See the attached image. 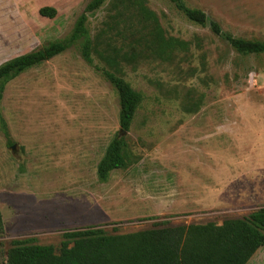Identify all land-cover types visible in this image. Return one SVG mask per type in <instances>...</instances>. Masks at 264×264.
Masks as SVG:
<instances>
[{
  "label": "rangeland",
  "instance_id": "1",
  "mask_svg": "<svg viewBox=\"0 0 264 264\" xmlns=\"http://www.w3.org/2000/svg\"><path fill=\"white\" fill-rule=\"evenodd\" d=\"M90 1L0 0V64L65 37ZM185 2L235 37L264 41V0ZM145 3L158 19L164 51L151 35V48L134 43L141 22L132 9L125 23L115 24L125 0H109L89 18L91 34L114 58L108 63L95 55V62L143 94L126 134L129 166L106 180L98 166L113 138L124 134L119 100L77 48L6 85L0 264L14 241L59 252L64 235L78 229L127 234L159 222L221 225L264 207V156L252 149L239 154L232 133L243 115H264V54L236 52L170 0ZM47 6L54 17L40 14ZM147 25L150 33L153 24ZM247 264H264V247Z\"/></svg>",
  "mask_w": 264,
  "mask_h": 264
},
{
  "label": "trees",
  "instance_id": "2",
  "mask_svg": "<svg viewBox=\"0 0 264 264\" xmlns=\"http://www.w3.org/2000/svg\"><path fill=\"white\" fill-rule=\"evenodd\" d=\"M108 1L91 0L65 37L49 41L36 50L0 64V127L7 137L9 132L1 105L6 85L22 73L41 66L73 47L112 86L118 96L119 123L124 134H117L108 145L98 166L101 180H106L112 171L129 166L126 134L131 131L136 113L143 103V94L126 79L95 62V55L108 63L114 60L111 53L103 47L101 36L94 37L89 27V18ZM125 1L128 5L118 7L116 14L112 16L115 24L125 23V12L132 9L141 22L140 28L137 27L138 36L134 43L151 48L155 41L148 38L151 35L160 44V51H164L166 42L158 19L146 6L145 0ZM170 2L188 20L209 28L236 52L243 55L264 54V41L233 36L204 11L188 6L185 0ZM55 13L56 10L49 6L40 9V14L45 17H54ZM148 21L153 24L150 33L146 32L149 29ZM112 27L111 25L110 28ZM123 32H126V28L117 31L121 35ZM105 44L117 54L111 42ZM131 56L128 52L123 54L124 60H129ZM3 232L0 211V234ZM64 237L59 252L52 245L14 241L7 251L5 264H247L256 251L264 247V207L245 217L227 218L221 225L214 222L180 225L159 222L149 229L127 234H109L101 229L87 228L68 232ZM70 243L73 245L69 246Z\"/></svg>",
  "mask_w": 264,
  "mask_h": 264
},
{
  "label": "crops",
  "instance_id": "3",
  "mask_svg": "<svg viewBox=\"0 0 264 264\" xmlns=\"http://www.w3.org/2000/svg\"><path fill=\"white\" fill-rule=\"evenodd\" d=\"M233 132L239 154H247L246 150L252 149V154L264 156V115H243Z\"/></svg>",
  "mask_w": 264,
  "mask_h": 264
}]
</instances>
